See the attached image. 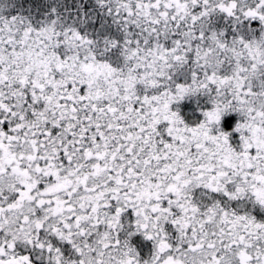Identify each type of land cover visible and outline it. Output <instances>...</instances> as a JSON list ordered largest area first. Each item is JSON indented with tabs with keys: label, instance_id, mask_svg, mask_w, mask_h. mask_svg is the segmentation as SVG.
<instances>
[{
	"label": "snow or ice",
	"instance_id": "snow-or-ice-1",
	"mask_svg": "<svg viewBox=\"0 0 264 264\" xmlns=\"http://www.w3.org/2000/svg\"><path fill=\"white\" fill-rule=\"evenodd\" d=\"M0 264H264V0H0Z\"/></svg>",
	"mask_w": 264,
	"mask_h": 264
}]
</instances>
